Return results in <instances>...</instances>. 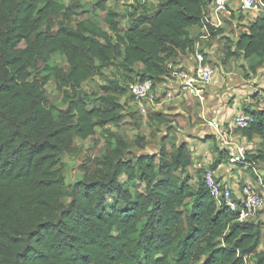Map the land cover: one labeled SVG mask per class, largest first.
Listing matches in <instances>:
<instances>
[{
	"label": "trees",
	"instance_id": "trees-1",
	"mask_svg": "<svg viewBox=\"0 0 264 264\" xmlns=\"http://www.w3.org/2000/svg\"><path fill=\"white\" fill-rule=\"evenodd\" d=\"M207 5L161 0L152 16L141 14L127 27L106 10L109 35L87 19L70 25L78 0H0V264H264L261 223L237 220L212 198L202 177L193 187L179 175L192 161L184 143L169 148L163 139L157 153L134 162L118 139L120 145L97 156L93 168L83 167L75 183L59 167L74 139L94 138L98 128L119 122V99L128 85L103 70L120 58L117 69L132 72L139 64V80L151 79L154 86L194 44L189 30L203 27ZM208 31L210 37L223 33L209 25ZM54 54L65 57L67 69L49 65ZM226 56L253 60L254 72L264 64V16ZM49 71L63 108L49 102ZM94 79L104 82L99 96L82 89ZM261 100L260 108L246 110L253 120L241 129L247 139L263 142L246 157L249 163L264 164V90ZM137 143L146 146L141 138ZM218 155L212 170L226 157ZM121 176L139 180L143 189L125 187ZM261 180L264 185V170ZM108 196L123 209L110 207Z\"/></svg>",
	"mask_w": 264,
	"mask_h": 264
},
{
	"label": "rangeland",
	"instance_id": "rangeland-1",
	"mask_svg": "<svg viewBox=\"0 0 264 264\" xmlns=\"http://www.w3.org/2000/svg\"><path fill=\"white\" fill-rule=\"evenodd\" d=\"M56 1L62 5L68 3V0ZM98 1L78 0L80 8L71 18L70 25L75 26L77 22L87 19L111 35L103 22L106 10H113L118 13L120 22L124 27H127L132 19L141 14L152 16L161 0H149L148 5L143 8L131 2V0H105L103 8L97 7L94 10ZM261 1L264 4V0ZM231 12L225 15L223 24L221 25L223 33L218 36L204 39L201 38L203 35L201 28L196 27L189 30L190 36L195 42L199 43V47L207 50L206 56L215 68L213 81L205 86V89L209 92L216 89L219 93L217 97L211 96V93L207 94L204 91L200 99L196 97L197 100L188 94H182L173 95L171 99L160 97L156 103L149 105L134 103L127 92L126 95L121 96L119 99L122 108L119 111L120 118L117 124L109 123L98 128L94 138L89 137L85 140L74 139V150L61 157L60 170L70 183L80 180L83 167L93 168L97 156L112 153L120 145L118 139H122L127 143L129 148L126 150V157L133 159L134 162L135 157L140 154L157 153L161 141L165 139L169 148L172 145L184 143L191 151L192 161L188 168L190 177L187 176L188 183L191 186H197L198 181L201 180L202 171L206 167H211L219 157L218 152L222 151L226 154V157L218 164L217 171L219 172L218 175L221 174L223 176L216 175L217 177L220 179L223 177L228 178L233 173L237 177L238 190L247 184L257 187V190L264 189L259 180L263 175L264 164L258 161L249 163L246 160L248 155L255 154L262 149V140L258 136L247 139L242 136L240 129L234 128V124L229 127L222 123V131L220 133L217 131V133H214L208 128V122L212 120L220 123L213 110L215 106L226 105L222 106L223 112L235 107L238 103L240 104L237 108L239 110L244 108L245 111L252 107L260 108L262 106L261 94L264 90V64L254 72L250 68V65L254 62L253 60L245 59L242 56L228 58L226 53L228 49L234 51V43L243 32L248 30L256 17L264 16V7L258 12L249 10L242 13L240 9L237 11L232 10ZM183 54H180V59H177L176 62H182L187 65L189 60ZM120 63L121 59L117 58L112 66L103 70L110 80L127 86L140 79L141 67L139 64H135L132 72H124L117 69V65ZM49 65L63 69H67L68 67L65 57L59 54H54L51 57ZM31 71L34 73L35 69ZM44 73L50 74L48 83L45 86L49 102L63 108L62 94L56 88L52 72ZM242 79L250 81L244 84ZM103 84V80L100 79L88 80L82 84V89L94 92L99 96L102 94ZM230 90H237L240 93L237 92L236 96L223 95ZM240 95H245L246 98H242ZM235 97L238 98L234 100ZM207 104L210 105L211 110H209V105L207 107ZM143 108H146L145 113L142 111ZM155 115H159L160 119L156 118ZM140 138L146 143L144 148H139L138 146L137 139ZM240 146L245 148L246 154L241 161V165L232 162L231 159L236 154V149ZM193 153H198V156H195ZM156 165H158L157 160ZM185 172H181L179 175L184 178ZM120 179L123 182L127 181L125 176H121ZM232 179L230 178V183H232ZM125 187L142 190L144 185L139 180H136L134 182H126ZM106 199L110 207L123 209V204L117 201L115 197L108 196ZM189 203L190 200L181 209H187ZM254 219L261 223L263 239L258 246V251H261L264 250V206ZM248 264L254 263L250 261Z\"/></svg>",
	"mask_w": 264,
	"mask_h": 264
},
{
	"label": "built area",
	"instance_id": "built-area-1",
	"mask_svg": "<svg viewBox=\"0 0 264 264\" xmlns=\"http://www.w3.org/2000/svg\"><path fill=\"white\" fill-rule=\"evenodd\" d=\"M149 0H131L133 3L140 5L148 3ZM264 7L261 0H208L206 12L203 16V27L201 38H209L208 25L213 28L222 27L226 14L232 13L240 9L243 12L255 10L258 12ZM208 13V14H207ZM184 53V54H183ZM183 56L189 60L188 64L169 63L167 65V73L162 76V80L156 82L153 86L151 79L138 80L128 85V94L134 103H142L153 105L158 98L171 99L173 95L188 94L195 99L201 98L205 86L213 81L215 68L210 63L206 54L207 50L199 47L198 42L183 52ZM181 54V53H180ZM180 59V56L179 58ZM143 113L146 108L142 109ZM252 116L241 112L235 116L232 121L234 128H246L252 122ZM214 124V125H213ZM210 130L214 133L222 131L221 125L212 120L208 122ZM232 126V125H231ZM230 126V127H231ZM217 131V132H216ZM245 155V148L240 146L236 149V154L232 156V162L241 164ZM202 180L208 189L212 198L218 204H224L225 207L237 213V220L243 222L253 220L261 208L264 206V189L257 190V187L247 184L236 191L232 184L225 179L216 176L215 171L206 167L202 173ZM262 184L261 177L259 178ZM264 188V185L262 184Z\"/></svg>",
	"mask_w": 264,
	"mask_h": 264
},
{
	"label": "crops",
	"instance_id": "crops-1",
	"mask_svg": "<svg viewBox=\"0 0 264 264\" xmlns=\"http://www.w3.org/2000/svg\"><path fill=\"white\" fill-rule=\"evenodd\" d=\"M193 28H191L190 30H192ZM247 81L249 82L250 80H243L242 79V82L245 84V83H247ZM212 92H209L208 90L206 91L207 92V94L208 93H211L212 95L211 96H216L217 97V95L219 94L218 93V91L216 90V89H213V90H211ZM237 92H239L240 93V91H237V90H230V91H227V92H225L223 95H228V96H236L238 93ZM222 95V96H223ZM193 99H195L193 96H191ZM240 97H244V98H246L245 97V95H240ZM238 97H235L234 98V100H236ZM217 99V98H216ZM195 100H197V99H195ZM216 102V101H215ZM262 102V101H261ZM240 103H238V104H236L235 105V107H232V108H230V109H228L227 111H224L223 112V107L222 106H226V105H222V106H215V107H213V110L215 111V116L218 118V120L220 121V125H222V123L225 125V126H231L232 125V121L231 120H233L234 118H235V116L237 115V114H239V113H241V112H245V113H247L246 111H245V109L244 108H242V109H238L237 107H238V105H239ZM208 105L209 104H207V107H208ZM221 107V108H220ZM220 108V109H219ZM212 109V108H211ZM210 109V105H209V110H211ZM219 109V110H218ZM255 109H258V108H251V109H248L249 111H253V110H255ZM208 130V129H207ZM229 130V129H228ZM228 130H226L227 132H228ZM213 133V132H212ZM203 134H205V133H203ZM193 154H195V156H198V153H193ZM197 159V158H196ZM241 165V164H240ZM190 166V165H189ZM189 166L185 169V175H187L188 177H190V175H189V172H188V168H189ZM218 169L216 168L215 169V172H216V175H218V171H217ZM220 171V170H219ZM218 176H223V175H218ZM230 176V175H229ZM230 178H233L232 179V183L231 184H233L232 186L234 187V190H236V191H238V189H237V177H236V175H234L233 173H232V175H231V177H228V178H226V177H223V178H221V179H225V180H227L228 182H230Z\"/></svg>",
	"mask_w": 264,
	"mask_h": 264
}]
</instances>
